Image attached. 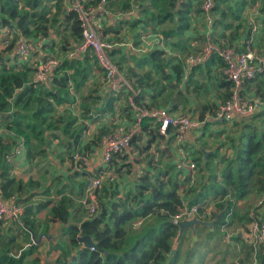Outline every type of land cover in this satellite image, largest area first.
Masks as SVG:
<instances>
[{"label": "trees", "instance_id": "trees-1", "mask_svg": "<svg viewBox=\"0 0 264 264\" xmlns=\"http://www.w3.org/2000/svg\"><path fill=\"white\" fill-rule=\"evenodd\" d=\"M49 1L52 2L53 12L44 0H0V31L13 29L15 33L11 44L0 51V114L7 129L22 137L27 160H33L44 151L43 149L49 143V133H52L51 138L58 139L63 136L71 139L72 141L67 143L68 148L74 149L79 144L85 129L84 125L71 129L76 121L75 117L63 121L62 116H59L52 120L55 107L68 100L66 89L69 82L77 80L76 73L73 72H79V62L62 60L49 82L52 87L46 88L32 81L33 68L29 67L27 61L20 62L15 54H10L8 57L4 55L5 52L8 54L12 52L15 41L20 36L36 44L39 39H48L54 43L51 39L53 33L61 37L64 48L68 46L70 37L74 41H79L81 29L76 12L66 9L65 0ZM81 1L86 7H91L96 6L100 0ZM108 1L106 0V6ZM250 2L254 3L255 0H236L233 5H230V0L229 2L213 0L211 12L216 18L212 25L220 26L224 30L229 29L233 22L241 20L243 10ZM132 3V0L123 2L122 8L130 9ZM200 4L201 0H143V3H138L136 6L138 11H142L145 15L149 14V21L158 25L170 24L169 28L161 30V35L166 41H171L173 46L185 50L187 44L184 36L191 27L193 16L201 13ZM259 12L264 14V0ZM226 17L231 19L229 24L225 20ZM46 45L41 46L46 47ZM221 45L228 46L222 43ZM242 47L243 45L238 50L243 49ZM165 54L164 50L152 49L146 56L135 59L136 66L146 68L143 74L138 75L134 70L128 71L127 77L132 78L134 87L139 90L135 101L142 106L155 107L154 103L144 102L147 95L146 88L155 85L153 74L158 73L160 77L172 82L174 80L173 83L182 79L180 73H176L175 77L167 74L168 61ZM215 57L218 58L219 66L223 65L217 55L212 58ZM211 59L203 65L194 66L193 69L208 66ZM178 67L180 69L172 66L177 72L182 71L181 65ZM149 80L153 81L152 84ZM229 86L230 82L224 78L220 81L221 102L228 98ZM243 88L264 97V73H258L253 78L246 79ZM217 105L203 103L197 106L198 119L205 121L207 114L216 117ZM175 109L176 105L172 106L170 111L173 112ZM254 116L262 118L260 126L244 124L240 127L237 140L232 142L231 155L221 157L223 167L219 170V174L216 168L210 170L207 179L202 182L200 189L196 192L189 188L181 193L178 180L172 177L167 169L156 168L161 178H154L148 170H145L137 176L136 184L125 194L124 200L101 201L98 198L97 215L91 220H82L79 224L70 220L74 201L69 197H61L50 206V219L63 224L62 234L68 236L69 244L75 251L72 253L60 245V253L55 264H197V261L193 263L191 258L183 260L179 248L173 250L179 229L172 221V217L180 211L184 203L198 205L200 213L212 204L211 215L203 217L202 220L214 219V230L196 227L197 238L199 231H206V241L199 246L202 254L198 264H264L262 245L254 247L246 243L240 232L231 237L232 242L225 241L223 232L234 225L244 230L247 224L259 218L256 210L251 211L254 209V204L258 205L259 199L264 195V110L257 112ZM108 131L100 129L83 147V152L94 151L93 147L98 145L101 136ZM166 134L164 136L159 132V123L151 118H143L140 130L131 138L130 146L142 153L156 141L159 145L165 140L166 149L169 150L176 138L171 127L167 128ZM12 144L13 138L0 136V186L6 199L16 201V193H21L25 187L33 186L34 182L28 180L24 183L10 175V167L4 160V154L11 149ZM158 151L161 155L164 154L163 150ZM127 160L126 152L115 154L110 161V166L116 173L121 174L124 168H127L129 173L132 170V164ZM147 161L151 163L152 159L149 158ZM194 161H196L195 158ZM141 162L142 160H136V163ZM186 180L190 183L188 178ZM114 181L115 179H107L104 186L108 184L110 187L115 184ZM114 195L118 193H113ZM252 197L256 198L253 205L246 202ZM28 200L24 201L25 205ZM47 205L48 203L45 202L35 206H25L20 217L13 223H17L21 228L19 229L27 234H29L28 231L35 234L36 216ZM258 207H264V203ZM152 215L155 216V222L146 226L140 233H134L136 230L132 228V221L139 218L146 220ZM188 231L192 240L193 235L190 230ZM83 235L90 236L94 243L93 248L78 242L77 237ZM6 238L7 240L2 242L0 247V264H23L36 248L35 234V239L31 240L27 249L13 255L9 253V250L15 247L12 244L15 238L11 236ZM197 244L198 240L192 246ZM214 253L217 257L219 256L215 261L208 257Z\"/></svg>", "mask_w": 264, "mask_h": 264}, {"label": "crops", "instance_id": "crops-1", "mask_svg": "<svg viewBox=\"0 0 264 264\" xmlns=\"http://www.w3.org/2000/svg\"><path fill=\"white\" fill-rule=\"evenodd\" d=\"M235 2L236 0H230V5H233V3ZM250 4L251 3H248V5L244 8L241 14V20L239 22H233L232 26L229 29L225 30L220 26H208L205 23L201 22L196 15L193 16L191 27L184 36V41L187 44V49L190 50L193 48L189 45V43L193 41L196 42L197 46L200 45L204 41L206 35H211L214 39L217 40L218 43L226 45H229V39H231V46L240 48L243 45V39L246 36L247 17L249 15H252V13L257 12L256 6H250ZM107 11V15L103 19V38L107 42L117 43V46L110 52L112 59L119 67L123 68L124 72L134 70L138 75L143 74V71H145L146 68L142 69L136 66L135 59L143 57L142 54L136 52V49L140 45L139 42L141 36L147 33V31L143 32L141 28L143 24L142 22L143 20H145L144 14L138 11V8L134 4H132V8L130 7V9L126 12H120L115 7V5H112L111 0L108 1ZM259 14L257 13L260 25V33H264V23H262L264 14L260 12ZM136 21L139 22L137 25H135ZM215 28H217V30ZM218 28L222 30L218 32ZM5 31L10 34V31L14 30L2 29L0 31V35ZM9 37L11 36L9 35ZM233 37L240 39L239 41L237 40L238 42H236L234 41V39H232ZM262 37L264 36H261V38ZM261 38L256 39L254 49L264 55V38ZM51 39L54 40V43H51V41L48 39H39L37 41L38 45L36 44V46L38 47L35 48L37 53L35 55L33 53L26 60L29 67L33 68L36 60L42 55L56 57L61 61L66 59L68 48L77 42V40L74 41L70 37L69 42L67 43L68 46L64 48L61 42H58L61 40L60 36L52 33ZM0 40L7 42L6 39L4 40L3 34L0 36ZM41 45H46V47H42ZM161 49H163L166 53V60L170 58V54L176 55V53L181 50L180 48L177 49L176 46H173L172 48L170 46H167ZM13 50L14 48L12 49V51ZM12 54H14V52H12ZM4 55H6V57L9 56L8 52H5ZM217 59L218 58L216 57L212 58L211 62H209L208 66H206L212 74L216 72V75L212 80L213 84L210 85L214 95L213 102L215 104H219L221 102L219 98V96H221L222 94L220 81L223 79L219 70V63L217 62ZM76 61L80 64V69H78L79 72H73L76 73L75 77L77 80L75 82H70L66 89L68 93V100L57 105V107H64L73 110L76 121L71 129H75L80 125L85 126L79 144L74 149H69L67 143L69 141L71 142V139H68L67 137V139H65V137L63 136L58 139L49 137L51 141L48 143V146H46L45 149L42 148L44 151H42L40 155L35 156L33 160H27L25 153V157L15 158L14 163L12 165H9L10 174L11 176H14L15 179L21 180L24 183L28 180H33L34 182L39 184V186L36 187L37 189L34 188L35 186L25 187L21 194L16 193V198H25L33 192H40L41 194L42 192H44L42 196L50 195L49 198L39 196L42 197L43 200H39L41 202L37 204L46 202L48 203V205L47 207L42 209L36 216L35 234L37 238L36 241H34V243L36 244V248L34 249V252L26 258L28 260L30 259V261L36 260L37 264H55V260L60 253V245L72 253H74L75 251L69 244L68 236L62 234L61 228L63 224L58 221H51L49 208L53 203L58 201L61 196H68L74 201V206L70 216L71 222H76L79 224L82 220H84V216L80 214L81 210H79V199L82 195L83 188L88 181L80 180V178H82V176L87 177L89 175L93 177L97 172L98 167L101 166V159L99 153L97 154V146L96 148L93 147L94 151L89 153H84L83 147L95 137L100 129L110 131L116 126H129L133 123L132 113L128 108L125 95L121 94L114 96L108 92L104 81V76L91 56L87 55L84 58ZM178 65L180 64H176L174 65V67L180 69ZM182 67V71L177 72L175 68H173V70L177 74L180 73L183 79L186 80V75L192 71L193 67H187L183 64ZM166 72L172 73L170 72L168 66L166 67ZM154 76L155 74L152 75L153 78ZM152 82V80H149L150 84H152ZM154 87L155 85L148 86L146 88L147 95L144 99V102L146 104L154 103V105H158L160 107L161 95L165 89L163 90V88ZM54 91L57 92V90ZM165 103L167 106L168 104H170V102H167V100H165ZM191 105L192 104H190V106ZM166 109H168V111L171 110L170 106H168ZM175 110L173 112H170H180H176ZM192 132L194 133L195 131L193 130ZM191 133H189L186 143L190 141L191 143H193V145H195L199 140H195L194 135H191ZM165 143V140L161 143L164 146H162L163 148L160 150H163L166 154L167 152H170L169 154L172 155V159H174V156L176 157L175 161H172L169 164L175 168V163L179 158V150L176 144V140L169 147V150L166 149ZM73 151L83 155L85 157L84 160L75 164L72 160V154L74 153ZM138 165H140L141 167H146V165H143L142 162L138 163ZM179 175H181V173ZM136 176L138 175H134V177ZM77 180L79 181L76 182ZM82 183L84 184L82 185ZM48 189L50 192H48ZM76 202H78V204H76ZM246 202L250 203L249 200ZM32 203L33 202H31L30 199L26 202L27 205H34ZM254 210H256L257 212V216L259 217L258 219L263 220L264 207H258L256 203L254 204V209L251 212H254ZM145 221L146 220L143 221V224ZM8 225L9 228H4ZM13 225V222L6 225L0 224V239L5 240L7 236H11L15 238L12 243L17 244L19 239L23 237L25 238L26 235L28 237L27 241L29 244L32 240L31 232L28 231L29 234H27V232H23L22 230L17 231L15 227H13ZM2 240H0V247H2ZM23 249H26L25 246L21 250ZM218 258L219 256L217 257V259Z\"/></svg>", "mask_w": 264, "mask_h": 264}, {"label": "built area", "instance_id": "built-area-1", "mask_svg": "<svg viewBox=\"0 0 264 264\" xmlns=\"http://www.w3.org/2000/svg\"><path fill=\"white\" fill-rule=\"evenodd\" d=\"M66 9L76 12L80 21V39L70 46L66 53L68 60H80L87 55L95 61L101 70L109 93L114 96L124 94L129 109L132 113L133 123L129 126L119 125L103 134L97 145V154L101 159L95 175L88 180L83 188L79 204L84 210V220H91L98 213V189L104 180H113V167L110 161L115 154L124 153L130 146L131 138L140 130L143 118H151L159 123V132L166 136L168 127L173 129L176 144L179 150V158L175 163V169L185 176L194 178L198 170L197 162L185 148L188 135L200 127L202 121L190 116L188 113H172L165 107L149 108L135 101L139 90L134 87L133 80L128 78L116 62L112 59L111 51L117 46L115 42H107L103 38V19L107 15L106 0H100L96 6L86 7L81 0H65ZM136 6V5H135ZM213 0H201L200 14H195L201 22L212 25L214 20L211 8ZM137 7V6H136ZM257 13H252L246 20V36L243 41V49L235 46H223L210 35H206L204 41L197 46L196 42H190L193 47L184 56V64L187 67L203 65L207 60L217 55L223 62L219 66L221 75L230 82L229 96L218 104L216 118L232 124L247 119L259 111L264 110V97L244 90L246 79L253 78L258 73H264V55L254 50L255 41L260 33V25ZM194 15V16H195ZM260 15V14H259ZM137 53L144 56L152 49L163 48V38L159 33H145L140 38ZM36 43L22 36L17 38L14 45V54L19 61H26L35 50ZM36 51V50H35ZM61 60L56 57L42 55L33 66L32 81L40 84L51 82L53 75L59 67ZM70 83V82H69ZM0 136L13 138V144L4 154V160L12 165L15 158L25 157V146L22 137L7 129L0 114ZM96 148V147H95ZM84 156L78 152L72 154L75 164L84 160ZM264 203V195L259 199L258 205ZM212 206H207L203 213L199 212L198 205L183 204L180 211L172 217L174 223L183 219L194 217L202 219L211 215ZM24 210V206L14 199H6L0 186V224L6 225L18 219ZM144 219L132 221L134 230L142 227ZM224 240L230 241L233 234L224 230ZM246 243L257 247L263 246L264 250V219H254L240 232ZM92 248V247H91Z\"/></svg>", "mask_w": 264, "mask_h": 264}, {"label": "rangeland", "instance_id": "rangeland-1", "mask_svg": "<svg viewBox=\"0 0 264 264\" xmlns=\"http://www.w3.org/2000/svg\"><path fill=\"white\" fill-rule=\"evenodd\" d=\"M44 1L47 4V6H50V10L53 12L52 2L49 0H44ZM111 1H112V5H115V7L118 9V11L126 12L127 10H129V9L124 10L122 8L123 2H129V0H111ZM231 1H234V0H231ZM247 1H250V0H247ZM132 2H133L132 4L137 5L138 3H141V2L143 3V0H132ZM228 2H229V0H228ZM262 2H263V0H255L254 3L250 2L251 3L250 6H256V11L259 12V9H261V6H262ZM106 9H107V6H106ZM140 12H142V11H140ZM143 14L145 17V21H144L145 23L142 22L143 24L141 27L143 32L147 31V33L148 32L149 33L155 32V33L161 34L160 33L161 30L167 29L171 26L170 24L158 25L155 22L149 21V19H150L149 14L148 15H145V13H143ZM213 18H216V17H214V15H213ZM225 20L227 21V24H229L228 22L231 19L229 17H226ZM138 23L139 22L136 21L135 25H137ZM224 24H226V23H224ZM215 29L217 30V28H215ZM221 30L222 29L218 28V32H220ZM2 34L4 36V39L6 38L7 42L0 40V50H4L5 48H7L11 44V41L13 40V37L15 35V33L13 31H11L10 34H8L7 31L1 33V35ZM9 35L11 37H9ZM261 36H264V33H260L258 35V39L261 38ZM162 38H163V47H167V46H170L171 48L173 47V45L171 44V41H166V39L163 37V35H162ZM262 38H264V37H262ZM232 39H234V41L238 42L240 38L233 37ZM244 39H243V41H244ZM58 42H61V44H63L62 39ZM231 45H232V42H231V39H229V45L228 46H231ZM176 48L179 49V47H177V46H176ZM12 52H14V50ZM12 52L9 53V55L12 54ZM188 52H190V51H188V49H185V50H179V52H177L176 55H171V54L169 55L170 58H168L167 61H168V67L170 69V72H172V73H167V74H170L171 76L175 77L176 72L173 70L172 66L176 65V64H180L181 68L183 70L182 64L185 65L183 59H184V56ZM33 53L35 55L37 53V51L34 50L32 52V54ZM32 54H30V55H32ZM56 56H58V55H56ZM121 70L127 76L128 72H126V71L124 72L123 68ZM190 73H188L186 75V80H184L182 77V79L176 83H173V82H175L174 80L172 82L171 80H169L167 78L165 79L163 77H160V75L158 73H155V76H154L155 87L154 88H157V87L162 88L163 87L165 89L161 95V99H160L161 106L160 107L167 108L168 106H170V108H172L171 107L172 105H176L177 106V108L175 110L176 112L180 111L181 113H188L190 116L198 118V113L196 111L197 106H199L203 103H208V104L214 103L213 102L214 95H213V91H212L210 85L213 84L212 80L214 79L216 72H214L212 74L207 69V67H205V65H204L200 68H196L195 70L192 69V71ZM189 74H190V76H189ZM42 85L45 86L46 88L52 87L50 85V83H47L45 85L42 84ZM165 100H167V102H170V104H168V106L166 105ZM190 104H192V105L190 106ZM155 106H158V105H155ZM53 115H54V117L52 118V120L55 119L56 117H59V116H62L63 121L68 120L69 118L75 117L72 109L64 108V107H57V106L55 107V109L53 111ZM261 122H262L261 117L251 116L239 124H235V122L232 124H229V123H226V122H223V121L217 119L216 117H213V116L207 114L205 121L202 122L200 127L195 129L194 133L190 132L191 135H194L195 140L196 139L199 140L198 141L199 143L197 142V144L193 145V143H191L189 141L185 145V148L189 151L190 155L196 159V162L198 163V167H199L196 174L194 175L193 179L190 178L189 176H184L181 172H178L173 166L171 167V165H169L170 162L175 161L176 157L174 156V159H172V155L171 154L169 155L170 152H167V154L164 153L163 155H161L158 150L162 149L163 148L162 146H164V145L163 144L157 145L158 141H156L147 151H143L142 153H139L137 150H135V147L129 146V148L126 150V154L128 156L127 162H130L132 164V170L128 173L127 168H124L122 170V173L119 174V173H116L115 170L112 169V175L115 179V181H114L115 184L110 185V187L108 186V184H107V186H104L105 181H106V180H104L101 183L100 188L98 189V198L101 201H104V200H110V201L111 200L112 201L124 200L125 194L129 190H131L137 182L136 181L137 176L134 177V175H136V174L140 175L145 170H148V172H150L152 177H154V178L160 177L161 178V176L158 175V171L156 170V168H160L163 170L164 169L169 170L170 175L172 177H175L178 180V182L181 186V189H180L181 193H183L186 189H189V188L194 190V192H196L197 190L200 189L202 182L207 179V175H208V172L210 170H213L216 168V169H218L217 174H219V170L223 167V162L221 161V157L222 156L229 157L231 155L232 150H233L232 142L237 140V138L240 134V129H241L240 127L244 124H253L256 126H260ZM48 132H47V134H48ZM53 132L56 133V131H53ZM51 134L52 133H49L48 136L50 137ZM49 137H48V141L50 142L51 139ZM65 139H67V138L65 137ZM138 144H140V143H138ZM149 158L152 159L151 163H148V161H147ZM136 160H142V164L146 165L147 169H146V167H141L140 165H138V163H136ZM180 173H181V175H179ZM88 177L90 179L92 176H90V175L87 177L82 176V178H80V180L88 181ZM186 178H188L190 180V183L187 182ZM78 181L79 180H77L76 182H78ZM83 184L84 183H82V185ZM38 186H39V184L34 182V185L31 187L36 188ZM48 192H50L49 189H48ZM48 192H46V193H48ZM43 193L44 192H42V194ZM113 193H118V195L113 196ZM42 194L40 192H33L32 194L31 193L29 195L27 194L28 196L25 198H17V199L15 198V199H16V201H18V203H20L24 207L28 206V205L24 204V201L27 199H30V201L33 202L32 204H34L33 206H35L37 203L41 202L39 200H43L42 197H46V198L50 197V195L42 196ZM19 196H21V195H19ZM39 196H42V197H39ZM61 197L66 198L68 196H61ZM39 198H42V199H39ZM255 200H256V198H254V197L249 199L251 205H253L256 202ZM76 204H78V202H76ZM209 205H212V204H209ZM72 209H73V207L71 208V211H72ZM79 210H81L80 214L82 216H84L85 214H84L83 208L81 209L79 206ZM154 222H155V216L152 215L146 219V221L144 222L145 224H143L142 228L139 230H136L134 233H136V234L140 233L146 226H148L149 224H153ZM13 224H14L13 227H15V229L17 231H19L21 229L17 223H13ZM4 228H9V225L5 226ZM242 230H243L242 227H238V225H234L232 228L228 229V232L234 235L235 233L241 232ZM183 235H184V237H183ZM183 235H182V237L179 240L178 245H177V248H179L181 250L182 259L185 260L186 258H191V260H193V263H196V261H197V264H198L199 257L202 254L201 253L202 250L199 246H200V244H202L206 241V231H199L198 232V238H197V234H196V238H193L192 240H191L192 237L190 236V233L188 230H186ZM0 240H2V239H0ZM6 240H7V238H5V240H2V242L4 243ZM27 240H28V237L25 235V238L23 237V238L19 239L17 244L12 243L15 245V247H12V248L10 247L11 249L9 250V253H11L13 255H17L20 253L19 250H21L24 246L27 249L29 246ZM196 240H198L199 245L197 244L195 246H192V244H194V242ZM229 242H232V241L230 240ZM188 255H191V256L187 257ZM208 257L213 259L214 261H215V259H217L216 253H214L213 255H210ZM23 264H37V262H36V260L30 261V259L29 260L25 259ZM208 264H211V263H208Z\"/></svg>", "mask_w": 264, "mask_h": 264}, {"label": "water", "instance_id": "water-1", "mask_svg": "<svg viewBox=\"0 0 264 264\" xmlns=\"http://www.w3.org/2000/svg\"><path fill=\"white\" fill-rule=\"evenodd\" d=\"M214 219L212 220H202L200 218L194 217L192 219H183L178 222H176V225L178 226V234L174 240L173 244V250H176L179 240L181 239L184 231L190 230L193 238H196V227H206L209 231L214 230ZM31 232V231H30ZM32 239H35V234L31 232ZM78 242L82 243L86 247H94V243L90 236L83 235L77 237Z\"/></svg>", "mask_w": 264, "mask_h": 264}]
</instances>
